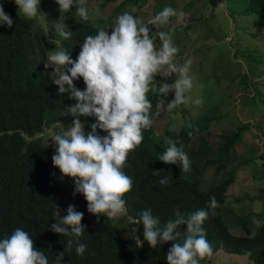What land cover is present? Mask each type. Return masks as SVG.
Segmentation results:
<instances>
[{
	"label": "trees",
	"instance_id": "trees-1",
	"mask_svg": "<svg viewBox=\"0 0 264 264\" xmlns=\"http://www.w3.org/2000/svg\"><path fill=\"white\" fill-rule=\"evenodd\" d=\"M0 3L14 21L11 28L6 25L0 27V239L9 236L16 228H22L31 235L36 247L45 251L52 264L56 254L64 251L68 239L50 230L56 219L53 203L59 205L61 215H65L67 207L72 204L84 213L82 224L86 230L80 240L87 245V249L82 256L76 254L75 246L71 251H65L62 264H167L166 254L171 243L152 249L144 241L141 246L142 224L137 223L141 212L151 210L163 227L169 218L174 217L177 207L185 214L192 213L206 208L209 198L215 197L219 207L214 210V216L210 210L203 225L213 248V256L223 251L243 256L253 264H264V225L257 229L252 224L253 230L245 227L253 216L264 219V210L238 216L227 207V193L234 181V174L226 170L229 153L241 142L245 127L237 128L228 135H220L208 130L210 120L199 118L193 124H185L177 132L161 133L158 130L159 117H156L152 127L143 130L142 143L129 153L123 168L133 181L131 191L124 196L133 220L125 228L120 227L117 221L113 223L103 216L97 220L96 216L90 214L84 197L73 195L72 179L61 181L53 176L51 158L54 143L51 138L36 136L44 132L49 115L60 114L64 122L71 126L72 118L62 116V113L65 107L75 103L67 94L58 95V86L52 83L53 69L44 68L49 51L57 48L55 41L59 40L63 50L75 60L84 38L96 34L98 29L82 22L72 12L61 14L57 11L54 22H47L48 31L45 32L38 20L28 21L19 17L14 2L0 0ZM141 3V0H124L114 14L119 15L129 7L128 13L134 17L145 21L153 18L155 14L151 16V11L153 6L156 9L158 5L149 4V18L143 10H138ZM95 7L90 6V9ZM40 9L45 12L41 5ZM236 12L244 15L249 23L258 25L264 20V0H245L242 9L239 7ZM62 22L66 25L65 30L72 32L68 40L58 36L55 30V24ZM152 28L155 29L154 26ZM171 28L169 24L163 29L174 32L173 40H176L180 29L173 31ZM234 70L228 73L231 81L238 78V88L247 91L252 86L250 79L243 72L233 75ZM74 83L81 90L85 88L82 78ZM154 91L148 95H156ZM259 94L264 95V92L255 97ZM156 102H152L153 109ZM80 119L85 125V132L91 131L90 125L95 118L82 116ZM97 131L101 136L106 135L99 129ZM166 138L173 139L177 146L184 145L182 147L203 154V170L214 168L216 175L221 176L220 182L204 189L201 178L196 174H192L191 179L189 172L182 173L178 165L165 164L156 159L167 147L164 143ZM217 142L214 150L212 147ZM208 154L212 155L210 159H206ZM259 157L264 160V154ZM155 171L161 172L156 175ZM164 177L169 178L167 186L159 184ZM263 198L264 189H260L251 198L236 197V203ZM229 214H233L243 226L245 234L230 232L225 222ZM247 250H251V256H245ZM213 256L201 264H208Z\"/></svg>",
	"mask_w": 264,
	"mask_h": 264
},
{
	"label": "clouds",
	"instance_id": "clouds-1",
	"mask_svg": "<svg viewBox=\"0 0 264 264\" xmlns=\"http://www.w3.org/2000/svg\"><path fill=\"white\" fill-rule=\"evenodd\" d=\"M226 1L230 6V14L235 10L239 11L237 8L240 5L242 9L245 0ZM8 2L15 3L19 17L28 21L38 20L44 25L45 32L48 31L44 23L47 13L44 14L40 9L41 0ZM55 2L59 6L57 11L61 14L73 11L86 24L104 21L95 18L100 14V9L97 6L90 10L87 0ZM127 8L128 11L120 12L110 32L98 28L96 34L86 36L75 60L69 52L63 50L57 40V48L49 51L44 64L46 70L53 69L52 83L58 86V95L67 94L75 101L71 106L65 107L62 113V116L72 118L71 126L51 136L55 145L52 165L59 169L61 181L64 178L72 179L73 195L80 194L84 197L90 214L96 216L97 220L103 216L113 223L127 213L124 196L131 191L133 181L123 168L129 153L142 143L143 130L151 128L155 118L161 113H172L190 102L197 105L202 103L200 99L192 101L190 95L195 81L191 74L193 59L188 58L183 63H178L176 57L179 49L173 40L174 32L161 30L171 23L172 17L180 20L184 13L165 6L153 18L145 21L128 13L130 8ZM246 22V19L245 22L242 21L244 27ZM263 22L264 20L261 23ZM235 23L242 31V25ZM13 24V19L5 12L3 3H0V27L6 25L11 28ZM150 26H154V32ZM253 28L249 27V31L253 32ZM65 29L63 22L55 24L58 36L68 40L72 32ZM247 36L250 34L247 33ZM157 39L159 45L156 43ZM228 42L232 41L229 39ZM245 54L248 55V52ZM254 63L257 65V62ZM243 73L248 76L247 71ZM173 74L175 80L171 84L158 83L156 79L159 76L167 80ZM81 78L85 85L83 90L74 83ZM153 89L157 93L155 111L148 95ZM169 93H174V98L166 102ZM251 97L257 100L254 94ZM82 116L95 118V122L90 125L91 131L85 132V125L80 119ZM98 129L106 135L101 136ZM164 143L167 147L156 159L165 164L178 165L182 173L190 172L191 161L183 147H178L171 138H166ZM160 172L154 173L159 175ZM169 182L168 177L159 180L161 186H167ZM218 207L215 197L209 198L206 208L192 213L185 214L177 207L174 217L169 218L163 227L151 210H143L137 220L138 224H142L141 246L144 241L152 249L171 243L166 254L167 264H201L203 260L213 256V248L203 225L210 210L214 216V210ZM53 215L56 219L50 230L68 239L64 251L56 254L52 264H62L65 251H71L74 246L76 254L82 256L87 249V245L80 240L86 230V226L82 224L84 213L78 211L75 205L69 204L66 214L61 215L59 205L53 203ZM250 223L259 229L264 225V220L253 216ZM251 255V250L245 252V256ZM0 264L50 262L45 251L36 247L31 235L22 228H16L9 236L0 239Z\"/></svg>",
	"mask_w": 264,
	"mask_h": 264
},
{
	"label": "rangeland",
	"instance_id": "rangeland-1",
	"mask_svg": "<svg viewBox=\"0 0 264 264\" xmlns=\"http://www.w3.org/2000/svg\"><path fill=\"white\" fill-rule=\"evenodd\" d=\"M123 1L87 0L89 9L90 6H98L100 9V14L95 18L104 20L98 21L92 26L96 29L111 30L116 18L119 16H115L114 12ZM141 1V8L138 10H143L147 17H149V4L158 5L156 9L153 6L151 16L159 13L165 6H171L184 13L180 20L172 17L170 23L173 31L180 29L177 33L178 38L174 40L175 46L179 49L177 62L183 63L188 58L193 59L191 74L195 77V81L190 95L192 101L196 99L202 101L199 105L194 102L181 105L172 113H161L159 116V132H177L185 124H193L199 118L210 120L208 130L217 132L220 135H228L237 128L245 127L241 142L235 145V149L229 153L226 170L234 174V181L227 193V207L238 216L249 212H262L264 210V198L258 199L256 202L245 199L243 203L238 204L236 203V197L251 198V196L258 194L260 189H264V160L259 157L264 154V95L259 94L257 100H253V97H251L253 94L255 96L264 91V22L258 25L246 22L247 25L244 27L242 25V21L245 22L244 15L236 11L229 14L230 6L226 0ZM230 4L234 5L231 1ZM40 5L45 7L44 14L47 13L44 23H53L56 11L59 10L58 4L55 0H41ZM73 10L75 11V8ZM124 11H128V8ZM70 12L73 13V11ZM237 21L238 25H242V31L245 33L236 26L235 22ZM249 27H254L253 32L249 31ZM163 28L161 30L166 31ZM152 31L154 32L155 29L152 28ZM247 33L250 36H247ZM229 39L232 42H228ZM157 41L159 40L157 39ZM245 52H248V55ZM254 62H257V65ZM232 70H234L233 74L248 72V78L251 80L252 86L249 87L246 93H242V89L238 88V78L231 82L232 78L228 76V73ZM174 80L175 74L167 80L162 78L157 81L158 83L167 82L171 84ZM156 96L157 94H149L150 101H157ZM173 98L174 93H169L166 102ZM261 98L263 99L261 100ZM250 100L253 101L249 103ZM236 123H239V125L233 126ZM68 127L70 126L64 122L60 114L49 115L44 132L38 136L51 138L52 134L63 132ZM180 146L184 145H178V147ZM217 146L218 142L212 148L215 150ZM54 149L55 145L53 154ZM183 150L191 161L189 178L192 179V174L199 176L204 189L220 182L221 176L216 175L214 168L207 167L203 170V154H198L186 147H183ZM211 157L212 155L208 154L206 159ZM196 169L201 171L195 172ZM52 174L55 178L61 180L59 169L53 167ZM65 180H69V178H64L62 181ZM126 208V215L116 220L120 227L125 228L133 220L132 212L127 205ZM225 222L232 234L246 233L233 214H229ZM245 227L248 230H253L254 225L247 223ZM208 264L253 263L243 256L218 251Z\"/></svg>",
	"mask_w": 264,
	"mask_h": 264
}]
</instances>
